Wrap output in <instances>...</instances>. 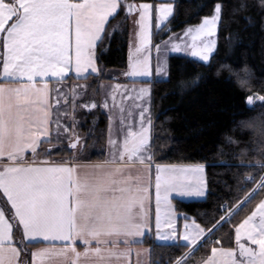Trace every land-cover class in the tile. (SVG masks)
I'll use <instances>...</instances> for the list:
<instances>
[{
  "label": "snow or ice",
  "instance_id": "snow-or-ice-1",
  "mask_svg": "<svg viewBox=\"0 0 264 264\" xmlns=\"http://www.w3.org/2000/svg\"><path fill=\"white\" fill-rule=\"evenodd\" d=\"M222 12L217 0L176 35L168 0H0V264H163L161 244L167 264L197 252V264H264V171L241 169L211 214L191 216L178 205L213 195L206 163L168 162L155 146L151 93L166 54L209 65ZM121 14V30L134 26L123 81L103 64ZM104 79L115 83L97 99Z\"/></svg>",
  "mask_w": 264,
  "mask_h": 264
},
{
  "label": "trees",
  "instance_id": "trees-1",
  "mask_svg": "<svg viewBox=\"0 0 264 264\" xmlns=\"http://www.w3.org/2000/svg\"><path fill=\"white\" fill-rule=\"evenodd\" d=\"M173 2L176 15L171 26L173 31H181L200 23L217 0ZM222 5L218 46L211 63L205 65L188 58L171 57L168 78L155 81L151 93L158 158L207 165L213 195L207 200L184 201L178 205L191 216L211 214L215 197L229 194V187L234 188L237 183L238 171L258 170L239 162L238 154L246 148L248 137L238 133L234 125L241 118L264 110V104H246L249 95L264 94V7L261 0H222ZM124 54L125 42L116 38L111 41L103 61L110 68L120 67ZM226 64L238 75L244 66L251 69L241 77L247 81L243 88L222 68ZM218 70L222 73L219 78ZM181 81L185 83L182 85ZM230 228L226 226L224 231ZM172 254L167 245H158L153 258L167 264Z\"/></svg>",
  "mask_w": 264,
  "mask_h": 264
},
{
  "label": "clouds",
  "instance_id": "clouds-1",
  "mask_svg": "<svg viewBox=\"0 0 264 264\" xmlns=\"http://www.w3.org/2000/svg\"><path fill=\"white\" fill-rule=\"evenodd\" d=\"M223 69L228 70L230 77L235 79L238 87L243 88L244 84L241 82L242 76L251 72L248 66H244L243 69L237 71L232 70L230 65H223ZM221 71H217L216 75L219 78ZM185 82L181 81L183 85ZM235 130L241 135H247V146L243 150L245 158L239 162L254 166L256 169L264 171V110H258L249 117L241 118L234 125ZM227 138V137H226Z\"/></svg>",
  "mask_w": 264,
  "mask_h": 264
},
{
  "label": "crops",
  "instance_id": "crops-1",
  "mask_svg": "<svg viewBox=\"0 0 264 264\" xmlns=\"http://www.w3.org/2000/svg\"><path fill=\"white\" fill-rule=\"evenodd\" d=\"M112 23H113V29L115 31L114 39L121 38L125 42V54H124L125 56H124L123 65L120 67L110 68L103 61V64L106 66L105 76L107 77V76H112L115 74L119 80L123 81L124 77L120 76L119 74L127 66V60H128V56L130 54L129 41L132 39V33L134 32V26L132 25L131 20H129L127 24L123 25V30H121L120 25L123 24V14H121V18L119 20L113 21ZM109 46H110L109 44L105 45L106 50H105L104 55L108 52ZM164 80H166V78ZM164 80L162 79V80H156V81H164ZM71 83L75 84L76 81H72ZM89 83H91V80L89 81ZM114 83H115V80H109V79H104L102 81H99L98 86H102V90H101V97H97V99L102 98L103 89H107L109 86L114 85ZM50 86H52V85H50ZM140 86L141 85H139V84L135 85V87H140ZM129 87H132V85L129 84ZM101 126L103 127V122H102ZM99 157L100 156H98L97 153L96 154L93 153L92 156H89V159L95 161V160H98ZM17 239H19V236H17ZM161 245H165V244H161ZM149 247H150L149 244H145L143 246V248H149ZM199 259L200 258L195 259V257H193L191 264H197V261Z\"/></svg>",
  "mask_w": 264,
  "mask_h": 264
},
{
  "label": "rangeland",
  "instance_id": "rangeland-1",
  "mask_svg": "<svg viewBox=\"0 0 264 264\" xmlns=\"http://www.w3.org/2000/svg\"><path fill=\"white\" fill-rule=\"evenodd\" d=\"M173 1H175V0H169L168 2H171V3H173V7H174V16L176 15V5H175V3L173 2ZM170 27L172 28V26L170 25ZM187 27V26H186ZM185 27V28H186ZM185 28H183L181 31H173V33L174 34H176V35H181L182 34V32H183V30L185 29ZM173 30V29H172ZM168 38V34H164V36H163V39H167ZM160 40H161V37H159V36H157V37H155L154 38V41H153V43L155 44V43H158V42H160ZM165 53L163 52V46H162V52H161V56H163ZM156 55H157V53L155 52V50L153 49V52H152V56H153V63H154V66H155V57H156ZM167 59H168V66H169V59L171 58V57H180V58H188V59H191V60H194V61H197V62H199L196 58H192V57H190V56H187L185 53H172L171 51H169V52H167ZM200 63H203V62H200ZM204 64V63H203ZM167 71H168V69H167ZM169 73V72H168ZM167 79L168 78V75L166 76V77H164V78H162L163 80L164 79ZM161 78H157L156 80H162ZM155 80V81H156ZM154 81V82H155ZM157 82V81H156ZM138 88V87H137ZM152 96V95H151ZM256 103V102H255ZM257 103H260V102H257ZM151 112H152V115H153V110H152V101H151ZM102 148H104V144L101 142V143H98V144H95V146L94 147H90L89 148V156H92V154L94 153V154H96L97 153V155L99 156V153H100V150L102 149ZM89 156H88V158H89ZM55 159H60V157L59 156H57V157H54ZM100 158V157H99ZM187 201H200V200H187ZM187 201H185V202H187ZM199 254H200V252H199ZM195 255L196 257H195V259H198V258H200V256L201 255Z\"/></svg>",
  "mask_w": 264,
  "mask_h": 264
}]
</instances>
